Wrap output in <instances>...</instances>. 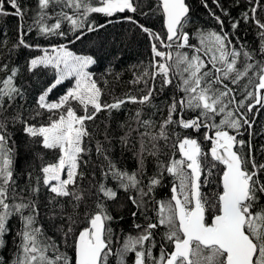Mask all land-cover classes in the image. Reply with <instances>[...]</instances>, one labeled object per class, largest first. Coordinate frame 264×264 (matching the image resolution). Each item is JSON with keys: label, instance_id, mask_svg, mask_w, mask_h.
Masks as SVG:
<instances>
[{"label": "snow or ice", "instance_id": "snow-or-ice-1", "mask_svg": "<svg viewBox=\"0 0 264 264\" xmlns=\"http://www.w3.org/2000/svg\"><path fill=\"white\" fill-rule=\"evenodd\" d=\"M211 3L200 0L219 30L197 25L188 0H0V25L14 18L17 34L0 61V264H264V0ZM145 35L137 94L104 102L92 66L108 55L112 66ZM85 40L91 54L68 47ZM22 49L41 53L25 73L51 74L35 107L8 62Z\"/></svg>", "mask_w": 264, "mask_h": 264}, {"label": "trees", "instance_id": "trees-1", "mask_svg": "<svg viewBox=\"0 0 264 264\" xmlns=\"http://www.w3.org/2000/svg\"><path fill=\"white\" fill-rule=\"evenodd\" d=\"M32 5H35V0H30ZM147 2V0H146ZM188 3H190L193 6V11L196 13V15L199 17V19L196 21L197 25L199 26H206L208 28H215L218 29V26L216 25L215 21L208 15V12L200 5V0H188ZM208 3L210 7L214 8V6L211 3V0H208ZM232 16H238L240 13V9L237 8H230ZM217 15H221L219 10H216ZM127 15H131V13H127ZM264 15V14H262ZM97 22L103 21L104 17L96 15L93 17ZM138 19L143 23L145 22V17L140 16ZM31 23V21H29ZM151 26L154 28V30H160L162 28V17L159 15L153 16L152 19L149 21ZM15 24L16 21L12 17L7 18V24L0 25L2 27L3 34H0V61L5 60L6 57L9 56L8 50L4 47L3 42L8 43V47H11V43L14 42L17 39V34L15 31ZM117 27H123L125 29L131 28V25L128 23H120L119 20H117ZM230 23L229 20H225V30H229ZM138 31V30H137ZM239 34L247 41L250 42L252 45H255L258 43V38L256 36V29L254 25L244 26L242 25L239 29ZM92 35V34H89ZM25 39L28 40L29 43H39L42 47H48L49 42L48 40L38 37L35 33L29 34ZM52 41L54 43L56 42H62L67 43V41H61L59 38H52ZM68 47L76 52L78 55H86L91 54L93 49L89 42L87 40L84 41V43L76 42L74 45L69 44ZM41 53L36 51H30L28 49H22L18 53L12 52L10 54V59L8 60L10 66H19L21 68V75L19 76L18 82H22L26 85L30 86V100L33 101V107H35L34 104V97L36 95V92L38 88L50 78V73L46 72H38L37 76H32L30 73H25L23 71V67L25 64V61L27 58L35 55H40ZM149 57V42L147 36H140L138 38V43L133 46L130 49L124 50L122 52V59L119 61H113V65H109V61H112L113 58L111 55L108 56H102L100 60V64L96 66H92V71L94 72L95 76L99 78L100 84L104 88V96L102 97V100L104 102H111L114 97H122L126 93L131 94H137L138 87H134L132 84L129 83L133 79V73L138 72L140 70L141 62L143 64H147ZM118 77V78H117ZM32 85H35V87H31ZM2 86V85H0ZM68 85L65 84L63 87H59L57 90H54L53 94H55V98H57L58 95L62 94L65 88ZM137 107L136 105H126L124 107V110L119 113L120 116V123L123 122L125 118H127V113ZM106 113H101L97 120L95 121V127L97 129V139H102V129L103 126L107 123L105 120ZM46 120V116L42 118L37 119V123H43ZM259 120L261 123H264V114H262L259 117ZM91 126V125H90ZM112 128H116V122L112 123ZM259 127V125H257ZM16 139L21 144V163H23V156L26 152V149L23 146V137L17 136ZM94 143V142H93ZM205 150L209 147L208 142H204ZM118 155V152H117ZM53 158V153L49 152L46 156L47 160H51ZM177 158H179L177 154ZM134 161L132 159H127L126 164L127 167L130 169L134 166ZM87 183V181H85ZM214 188L208 189V191H213ZM169 194V188L166 186L164 188H161L159 190L158 199L160 198H167ZM123 223V222H121ZM8 255H11V252L8 253Z\"/></svg>", "mask_w": 264, "mask_h": 264}, {"label": "rangeland", "instance_id": "rangeland-1", "mask_svg": "<svg viewBox=\"0 0 264 264\" xmlns=\"http://www.w3.org/2000/svg\"><path fill=\"white\" fill-rule=\"evenodd\" d=\"M54 96H55V94L52 93L50 98L53 99V100L56 99Z\"/></svg>", "mask_w": 264, "mask_h": 264}, {"label": "water", "instance_id": "water-1", "mask_svg": "<svg viewBox=\"0 0 264 264\" xmlns=\"http://www.w3.org/2000/svg\"><path fill=\"white\" fill-rule=\"evenodd\" d=\"M162 25H163V19H162Z\"/></svg>", "mask_w": 264, "mask_h": 264}]
</instances>
